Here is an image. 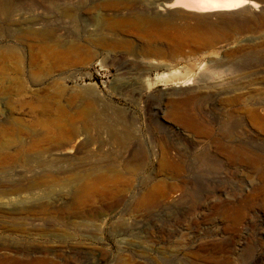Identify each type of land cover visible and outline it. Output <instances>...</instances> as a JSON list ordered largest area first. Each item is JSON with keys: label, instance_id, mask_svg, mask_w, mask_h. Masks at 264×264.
Instances as JSON below:
<instances>
[{"label": "rangeland", "instance_id": "rangeland-1", "mask_svg": "<svg viewBox=\"0 0 264 264\" xmlns=\"http://www.w3.org/2000/svg\"><path fill=\"white\" fill-rule=\"evenodd\" d=\"M166 1L0 0V264H264L263 14Z\"/></svg>", "mask_w": 264, "mask_h": 264}, {"label": "bare ground", "instance_id": "bare-ground-1", "mask_svg": "<svg viewBox=\"0 0 264 264\" xmlns=\"http://www.w3.org/2000/svg\"><path fill=\"white\" fill-rule=\"evenodd\" d=\"M0 8H2V7H0ZM256 10H260L261 11L260 13L263 14L262 16L264 18V0H170V1L163 2L161 4V6L158 8L157 15L159 18L163 19V18H166L167 16H168L167 18H169V17L175 15V12H179L178 15H185V16H189L190 18H193V17L197 18L196 20H198L201 23L202 22L207 23L210 18H216V19L219 18L224 23H227L229 20H237L238 19L239 23H241V24H244V23L249 24L251 21V17H253V15L251 13L256 11ZM3 12H5V11H3ZM210 27H212V25ZM106 120H107V118H106ZM106 120L104 119L101 122L99 121L100 123L99 122H96V123H98L97 126H98L99 130H101L100 128L106 129L105 131H107L108 140L113 141V143H114V141L115 142L116 141L123 142L126 139H128L126 137L128 135L125 132L123 133V132L119 131V129L116 126L117 123L123 122L121 117H119V116L113 117V118L111 117L108 122H105ZM100 124H101V126H100ZM94 125L95 124H93V126ZM105 134H106V132H105ZM92 140L93 139L90 137H84L80 141H81V144L82 143L85 144V143L91 142ZM78 141H79V139L76 141L73 140L66 147L65 152L68 154L72 153L75 150L76 144ZM120 145H121V143H120ZM167 161L170 162V160H167ZM176 164H177V162H176ZM169 166H170V164H169ZM97 196H100V195L98 194V195H87V196H82V195L75 196L74 199L72 198L73 201H72L71 205L66 206V205H64V203H62L61 206H65L64 207L65 211L67 213H69L70 216L72 215V217L77 215V214L89 213L90 208H91L90 204L92 202L96 201ZM34 197H36V196H34ZM152 197L153 196L148 195L146 198L141 199L139 201V205L147 204L149 201L152 200ZM51 198L53 200L57 199V197H51ZM0 199H2L0 201V207H4L6 205V207L12 208V209L18 208L16 202H12L14 200V198H12V197H0ZM19 200H21V201H19V204H20L19 208L20 209L22 208V209H28L29 211L31 210V208H32L31 204L30 205L21 204V202L25 201L24 198L19 199ZM28 200H29V198H28ZM55 207H56V205H55Z\"/></svg>", "mask_w": 264, "mask_h": 264}]
</instances>
